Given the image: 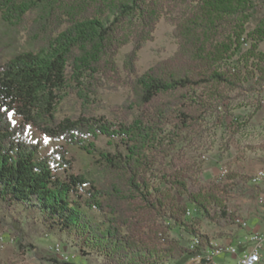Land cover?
<instances>
[{
    "label": "trees",
    "instance_id": "16d2710c",
    "mask_svg": "<svg viewBox=\"0 0 264 264\" xmlns=\"http://www.w3.org/2000/svg\"><path fill=\"white\" fill-rule=\"evenodd\" d=\"M263 8L264 0H0V203L34 212L47 232L103 264L187 263L191 237L208 243L200 219L212 206L224 214L223 188L197 186L196 164L172 154L233 99L226 93L264 89V18L251 26ZM161 18L173 26L176 49L137 75L138 52ZM106 84L130 90L111 107L114 122L86 105ZM71 90L83 102L80 114L60 119L57 106ZM28 125L96 153V173L68 174L62 149L38 157ZM100 136L117 140V150H97Z\"/></svg>",
    "mask_w": 264,
    "mask_h": 264
},
{
    "label": "rangeland",
    "instance_id": "374dc122",
    "mask_svg": "<svg viewBox=\"0 0 264 264\" xmlns=\"http://www.w3.org/2000/svg\"><path fill=\"white\" fill-rule=\"evenodd\" d=\"M260 18H264V8L254 15L251 26ZM172 30L173 26L166 19L159 20L152 40L147 41L138 52L135 63L137 75L174 53L176 43ZM130 49L131 44L120 49L117 55L119 68L122 67L123 58ZM260 51L264 52V43L260 45ZM97 92V96H91L89 104L86 105L96 118L114 122L111 107L121 105L127 100L130 95L129 88L125 85L106 84L99 87ZM226 95L233 99L223 102L216 109L217 116L210 115L190 136L192 141L186 145L178 144L172 155L186 167L196 164L194 168L200 170L197 174V186L214 183L223 188L222 209L228 208L233 215L246 220L248 227L255 222L262 224L261 229L248 230L246 234H264V211H260L261 206L257 203L260 196L264 198V179L256 184L250 181L253 174L264 170V89L258 93L242 91L238 95L229 92ZM82 103L75 91H67L57 106L58 117L64 119L78 116ZM10 120L13 125L23 123L21 118L14 115H10ZM26 128L29 141L38 143V157L62 149L67 152L66 159L70 162L68 174L89 177L96 173L99 167L96 153L88 155L77 147L44 136L31 125ZM95 145L99 151L114 152L117 150L118 141L100 136ZM224 168L228 173L225 179L220 181L217 177ZM55 173L63 177L61 171ZM219 209L212 206L211 215L201 218L196 225L198 232L207 236L208 240L231 236L234 231L236 234L241 229L233 223V216L227 217ZM93 215L97 217L96 214ZM171 236L176 237V234L171 233ZM181 236L183 244L186 245L189 237L185 233ZM55 244L59 245L64 256H68L67 261H64L60 253L54 251ZM52 257L64 264H103L101 258L83 249L78 242L63 234L47 232L34 212H26L16 206L7 208L0 203V264H53ZM185 264L204 263L188 261Z\"/></svg>",
    "mask_w": 264,
    "mask_h": 264
},
{
    "label": "built area",
    "instance_id": "2783aa9c",
    "mask_svg": "<svg viewBox=\"0 0 264 264\" xmlns=\"http://www.w3.org/2000/svg\"><path fill=\"white\" fill-rule=\"evenodd\" d=\"M228 171L226 168L220 171L217 179L222 181L225 179ZM264 179V170H260L253 174L250 181L254 184L258 183ZM257 203L261 206L260 211H264V198L260 196ZM227 217L233 216V223L241 229H247V221L243 220L239 216L233 215L232 211L228 208L222 209ZM191 212L187 211L186 216H190ZM264 246V234L257 232H252L247 234L244 242H239L236 244L220 245L213 241L208 240V243L203 244L201 237L199 235L193 236L189 239L187 243V248L190 253H195V255H202L206 257V264H219L218 258L223 254H228L236 257L235 264H259L261 262V251ZM239 247L241 250L239 252ZM54 251L60 253L64 261H67L68 256H64L60 252L58 244L54 245ZM200 252V253H198Z\"/></svg>",
    "mask_w": 264,
    "mask_h": 264
},
{
    "label": "crops",
    "instance_id": "0c3cea01",
    "mask_svg": "<svg viewBox=\"0 0 264 264\" xmlns=\"http://www.w3.org/2000/svg\"><path fill=\"white\" fill-rule=\"evenodd\" d=\"M262 227H263L262 224L255 222L254 224H250L246 230L239 229L236 232V234L234 233L235 232L234 231L231 236H221L218 239H211V241L217 244H220V245H228V244H236L239 242H244L245 237L247 236L246 231L248 230L257 231V229H261ZM240 250H241V247H239V252ZM218 261H219V264H235L236 257L228 255V254H223L218 258ZM259 264H264V246H263V250L261 251V262Z\"/></svg>",
    "mask_w": 264,
    "mask_h": 264
},
{
    "label": "bare ground",
    "instance_id": "6f19581e",
    "mask_svg": "<svg viewBox=\"0 0 264 264\" xmlns=\"http://www.w3.org/2000/svg\"><path fill=\"white\" fill-rule=\"evenodd\" d=\"M189 261L201 262L206 264V257L202 255H194Z\"/></svg>",
    "mask_w": 264,
    "mask_h": 264
}]
</instances>
